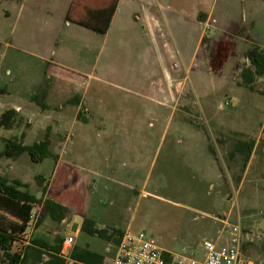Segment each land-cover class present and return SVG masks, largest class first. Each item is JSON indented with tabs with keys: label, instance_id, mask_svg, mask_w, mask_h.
<instances>
[{
	"label": "rangeland",
	"instance_id": "1",
	"mask_svg": "<svg viewBox=\"0 0 264 264\" xmlns=\"http://www.w3.org/2000/svg\"><path fill=\"white\" fill-rule=\"evenodd\" d=\"M69 2L0 0V87L7 89L0 97V116L9 107L19 106L23 117L12 129L0 127V152L11 139L32 144L49 131L51 149L63 156L53 175L49 171L52 158L34 162L28 152L15 158L2 156L0 175L27 183L24 189L38 198L43 199L44 195L68 200L69 206L62 221L45 214L40 225L37 220L32 222L29 233L32 237L28 238L41 231L42 240L56 244L58 236L64 239L71 235L75 244L83 246L89 242L104 254V264H112L114 242L87 232L76 234L65 222L74 219L77 210H88L98 218V226L109 231L115 228L134 233L146 231L172 252L203 258L204 241L226 237L222 219L230 212L234 216L239 212L240 221L235 217L230 220L242 225L244 257L251 264H264V230L259 225L264 218V197L258 195L263 180L256 172L259 158L253 160L245 175V156L231 160L226 148L221 150L226 140L221 136L224 140L216 141L219 132L226 133L229 129L257 137L263 128L264 77L256 84L259 92L251 100L237 91L245 89L237 87L233 78L238 61H243L238 63L242 69L249 63L244 61L242 49L254 43L264 45V6L251 8L243 5L242 0H208L207 5L201 0H168L164 5L165 19L159 4H152L159 16L156 29L150 31L140 22L141 39L134 42L133 49L155 52L157 57L166 55L165 67L176 75L172 89L178 99H174L171 108L153 111L145 102L131 103L130 117L107 119H101L98 103V112L87 113V124L84 121L75 124L72 119L60 121L59 110L44 111L32 100V94L40 90L49 63L36 54L50 55L63 46L78 47L80 58L69 64L78 71L75 73L85 76V82L90 80L87 73L92 65L123 64L129 60L115 43V54L110 59L103 44L91 52L82 49L84 42L72 39L66 22L73 21L79 5L70 12ZM201 9L213 14L212 19L201 23L197 18ZM172 11L182 18L172 17ZM101 28L100 41L105 43L108 39L111 45L114 31L106 34L109 27L106 29L105 22ZM152 32L157 39L155 43ZM202 33L205 41L198 43ZM212 54L218 57L214 64L209 59ZM181 55L186 58L183 60ZM137 60L131 58L129 64L134 65ZM51 66L53 70L59 67ZM178 82H182L181 86ZM105 96V111H115L121 93L110 88ZM229 100L232 102L226 105ZM187 103L185 108L193 124L185 122L186 113L180 110ZM175 104H180L178 110L174 109ZM60 125L67 133H73L67 144L66 133L57 134ZM215 155L221 156L217 158L220 165ZM38 175L45 177L42 183ZM242 178L244 182L239 189ZM232 179L236 182L231 183ZM19 209L23 214L32 210L25 205ZM13 211L16 205L0 197L2 224L18 223ZM42 211L38 204L32 216L38 219ZM20 245L16 244V250Z\"/></svg>",
	"mask_w": 264,
	"mask_h": 264
},
{
	"label": "crops",
	"instance_id": "2",
	"mask_svg": "<svg viewBox=\"0 0 264 264\" xmlns=\"http://www.w3.org/2000/svg\"><path fill=\"white\" fill-rule=\"evenodd\" d=\"M74 1L75 0H70L67 9L68 11L71 9V6ZM201 1L203 2V5H207L208 0H201ZM242 2L243 5L245 6L247 5L251 8L264 6V0H242ZM157 3L159 4L158 5L159 8H161L162 10V17L166 19V9H164V5L165 3H168V0H118L116 10L111 18L109 29L106 32V34H108L110 31L112 32L114 31V37H113L114 39L111 40V45L109 44L108 39L105 43L100 41L98 37L100 31L94 28H90L78 24L74 20L70 21L67 19L66 20L67 26L71 28L70 35H72V39L84 42L83 45L80 46L82 49L86 48L88 49V52H91L93 51V49L98 47L99 44H103L104 47L103 46L102 47L104 49L107 48L106 49L107 57H109L110 59L111 57L114 56L115 54L114 47L117 45L119 46L118 49H122V51H124L126 58H128L129 60V63L131 62V58L133 59L138 58V60L135 62L134 65L125 62L123 64L121 63H117V64L104 63L102 65L94 64L89 68L87 73L90 80L88 82H85L86 81L85 76H83L81 73L79 74L75 73L78 71L73 68H70L72 67V64H69V62H72L74 58L75 59L80 58L81 49H79L78 47L69 48L67 46H63L60 47L58 50H53L50 53V55L36 54V56H38V58H40L41 60H45L46 62H49L47 63L48 66H46L45 74L39 84L41 86V84L46 79H49L50 81V86L46 97V103L48 105V108L43 110L47 111L52 108H55L59 110L61 114L59 118L60 121L61 120L64 121L66 119H72L73 123L75 124L79 123L80 121H84V123L87 124V122H89V116H87V113L93 115L94 113L98 112V108H97L98 103L101 104L100 106L101 119H107L108 117H112V118L130 117L132 115L131 114L132 112L130 110L131 103L134 104V103L145 102L147 103L149 110L153 111L157 108L162 110L163 108L170 106L174 102L175 98L178 99V96L173 93V89H172V84L176 82V75H174L171 72V70H169V68L165 67V61L167 59L166 55L157 57V55H155V52L151 53L147 51L146 53H142L133 49L135 47L134 42L141 39L142 33H140L138 29L140 22L143 25L148 26L150 31L156 29L159 16L155 13L151 5ZM85 4L89 5L90 8H103L107 6V0H96V1L90 0L88 1V3L85 2ZM204 9H207V7ZM85 14H86L85 7L80 6L78 7L76 15L73 18L81 19L85 16ZM171 15L172 17L178 20L182 18L178 13H174L173 11ZM212 16L213 14L211 13L206 14V12L203 11L202 9L199 10L197 13V18L201 21V23L202 22L206 23L207 21H209V19H212ZM150 35L152 36V39L155 43L157 40L155 34L152 32V34ZM202 37H203V33L200 35V38L198 39V43L199 40L203 42L204 37L203 38ZM260 46L264 48V45H260ZM249 48H251V46L247 45L242 49L243 55L245 56L244 59L245 62H248L247 61L248 59L246 58V52ZM180 57L183 60L186 58L183 55H181ZM239 62H243V61H238L236 64L237 73L233 78V82L237 87L244 88L245 90L243 91L242 89L240 90L237 89V91L241 94H244L247 97L246 100H251V97L254 96L253 94L259 91H257L258 88H256V90L253 91L241 84L242 77L240 74L242 68L238 66ZM50 63L53 65H57L60 68L57 67L56 69L53 70ZM175 64L177 63H174V66ZM247 65H249V63ZM261 78L262 77L258 79L256 84L259 82V80H261ZM110 88L115 89L117 92L121 93L122 98L118 99L117 109L115 111L108 112L105 111V101H106L105 95H107V91ZM34 94H32V96ZM125 103L128 105L127 107H125ZM186 105H188V103L185 105H181L182 108L180 110L185 111L186 113L184 117L185 122H187V124H189V122L193 124L189 116L190 113L185 108ZM179 106L180 104L173 105L174 109L176 110L179 109ZM18 107L19 106H11L8 109L10 108L17 109ZM18 111L19 112L22 111V108H20ZM173 114L174 112L172 110L170 118H173ZM60 126L61 128L60 127L58 128L57 134L58 136H63V134L66 133L67 138L65 142L67 144L70 140L73 139V133L70 131H68L67 133L66 128L63 127L62 125ZM187 132L190 133V131L188 130ZM192 132L194 133L195 130H192ZM244 135H246L245 138H243ZM221 136L226 140V144L222 145L221 150H223V148H226L228 156L231 160L238 159L242 155V153L236 149V145L239 141H243L246 143L253 142V149L251 152L250 159L247 162L245 168V175L246 174L248 175L253 160L259 158L260 167H258L256 172H258L257 175L262 178L263 186L261 187V190L258 192V195L259 197H264V124H263V128L260 130L257 137H253L250 134L237 129L236 130L229 129L226 133L219 132L216 137L217 142L218 140L220 141L224 140V139H220ZM236 137H242V138H239L238 140ZM231 141L232 142L235 141V142L231 145ZM227 145L228 147H226ZM51 150L53 151V149ZM56 155L58 156V160H54L52 158L53 162L49 164V171L52 173V175L55 173L56 167H58L63 160L62 154H56ZM218 157L221 156L216 157L215 155L216 159ZM221 173L222 170L220 171V175ZM234 181L236 182V180L232 179L231 183H233ZM243 182H244V178L239 180V184H240L239 189H241ZM50 185L52 186V184ZM57 193L59 194V192ZM55 200L64 204L69 209L68 200L64 201V199L61 200L58 198H55ZM227 215L231 220L233 217H235L239 221L242 218L239 212L238 214H236V216H234V213L231 212L228 213ZM84 217L93 219L95 221V225L98 228H104L98 226L100 225L98 218H96V216H94L93 214H90L88 210L87 211L77 210L74 215V219L72 218L70 221L66 220L65 222H67L68 226H72L74 228L76 234H80L81 232H85L82 230ZM217 218L221 219L220 216H217ZM37 230L39 231L40 228H38ZM128 230L130 229L124 230L123 233ZM28 232L30 233V230ZM29 236L32 237L31 234H29ZM70 236L71 235L64 238V242H63V248H64L63 252L65 253L64 257L67 258V264H69V262H72L74 264L78 263L76 260L70 258V256L67 255L68 252L74 247L88 248L92 251L103 254L102 252L98 251L96 248L90 246L91 244L89 242H86V244L83 246H79L78 244H75L76 241L75 238H73V241L71 243L68 242L67 239ZM33 238L41 239L44 237L40 231L39 233H35ZM32 239L29 238L26 242V245L29 244ZM226 240L227 238L224 237L220 240L217 239L215 241L218 244L222 245L226 242ZM51 243L55 244L54 241ZM114 244L116 247L115 249H117L118 243L114 242ZM79 263L86 264L82 262ZM102 264H104V259Z\"/></svg>",
	"mask_w": 264,
	"mask_h": 264
},
{
	"label": "trees",
	"instance_id": "3",
	"mask_svg": "<svg viewBox=\"0 0 264 264\" xmlns=\"http://www.w3.org/2000/svg\"><path fill=\"white\" fill-rule=\"evenodd\" d=\"M88 1L90 0H75L73 2L70 12L78 5L79 7L84 6L86 9V14L83 18H73V20L78 24L94 28L100 32L101 29H103L101 28V24L105 22V27L107 29L116 10L118 0H107V6L103 8H90L89 5L85 4V2L88 3ZM203 41H205V37ZM217 58L216 54L209 55L212 64L216 63L215 60ZM246 58L249 60V65H246L241 71V84L254 91L256 90L257 80L260 77H264V48L254 43L251 48L247 50ZM49 86L50 81H44L40 90L32 96V100L42 109L48 108L46 97ZM6 92L7 89L5 87H0V97ZM22 120L23 117L20 112L15 108H10L4 111L0 116V127L12 129L19 125ZM50 145L51 139L49 131L43 139L32 144H26L22 139L18 138L11 139L7 141L5 149L0 152V158L2 156L15 158L22 155L24 152H28L34 162H41L45 158L58 160V156L51 150ZM236 149L245 156V160L248 162L253 149V142L246 143L239 141L236 145ZM44 178L43 175H38L40 183H42ZM27 187L28 184L22 182L20 179L15 178L10 180L7 176L0 175V197L2 200L4 199L16 205V211H13L12 215L18 222L4 225L0 221V264H67V258L64 257L65 253L63 252L64 239L60 236L56 238V244H49L45 240L34 238L29 244L16 250L14 246L16 242L27 240L25 232L32 218V210L34 207L39 204L43 208L40 217L37 219V225L42 223L45 214H49L55 221H62L69 210L67 206L51 197L44 198L43 195V199L38 198V196L31 193L28 189H24ZM46 188L47 187L44 188L45 192ZM24 205L32 210L26 211L25 214L21 213L19 207ZM82 230L116 243L120 242L123 235V231L120 229L115 228L109 231V229L106 228H98L95 225V221L88 217H84ZM67 255L77 262L86 264H102L104 259L103 254L88 248L79 247H74Z\"/></svg>",
	"mask_w": 264,
	"mask_h": 264
},
{
	"label": "built area",
	"instance_id": "4",
	"mask_svg": "<svg viewBox=\"0 0 264 264\" xmlns=\"http://www.w3.org/2000/svg\"><path fill=\"white\" fill-rule=\"evenodd\" d=\"M177 66V64H175ZM182 82H178L181 86ZM231 100L225 104L230 105ZM32 216L27 230L26 239L29 238V230L32 222L36 221ZM222 222L224 231L227 232V240L220 245L216 241L206 239L203 243L205 256L203 258L191 257L184 254L172 252L161 246L146 231L134 233L125 231L117 245L112 264H251L246 261L243 253V228L240 222H233L226 215ZM27 240H21L16 244L26 245ZM68 242L73 241V237H68Z\"/></svg>",
	"mask_w": 264,
	"mask_h": 264
},
{
	"label": "water",
	"instance_id": "5",
	"mask_svg": "<svg viewBox=\"0 0 264 264\" xmlns=\"http://www.w3.org/2000/svg\"><path fill=\"white\" fill-rule=\"evenodd\" d=\"M259 225H260L261 229L264 230V219L261 221V223Z\"/></svg>",
	"mask_w": 264,
	"mask_h": 264
}]
</instances>
